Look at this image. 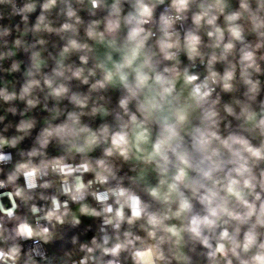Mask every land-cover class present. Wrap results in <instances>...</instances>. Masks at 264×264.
<instances>
[{
    "label": "clouds",
    "instance_id": "9594fccd",
    "mask_svg": "<svg viewBox=\"0 0 264 264\" xmlns=\"http://www.w3.org/2000/svg\"><path fill=\"white\" fill-rule=\"evenodd\" d=\"M0 264H264V0H0Z\"/></svg>",
    "mask_w": 264,
    "mask_h": 264
}]
</instances>
